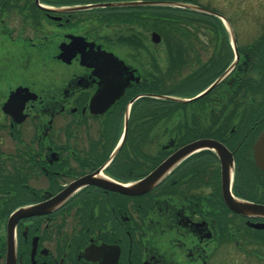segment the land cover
Listing matches in <instances>:
<instances>
[{"label":"flooded vegetation","instance_id":"af4514ba","mask_svg":"<svg viewBox=\"0 0 264 264\" xmlns=\"http://www.w3.org/2000/svg\"><path fill=\"white\" fill-rule=\"evenodd\" d=\"M87 1L0 0V264H264V20Z\"/></svg>","mask_w":264,"mask_h":264},{"label":"rangeland","instance_id":"374dc122","mask_svg":"<svg viewBox=\"0 0 264 264\" xmlns=\"http://www.w3.org/2000/svg\"><path fill=\"white\" fill-rule=\"evenodd\" d=\"M197 1L202 3L206 2V0ZM213 3L216 8L224 10V12L227 14L226 18H233L234 21L237 17L234 15V9H242L247 7L250 9V15L247 16L250 19V23H262L264 20V0H213ZM190 18L191 17H189V19ZM175 94L180 95L177 92Z\"/></svg>","mask_w":264,"mask_h":264},{"label":"trees","instance_id":"16d2710c","mask_svg":"<svg viewBox=\"0 0 264 264\" xmlns=\"http://www.w3.org/2000/svg\"><path fill=\"white\" fill-rule=\"evenodd\" d=\"M87 2H94V1L92 0V1H87ZM154 10H155L154 11L155 29L161 34L163 39H166V37L169 34L168 26H167L168 16H167L166 12H164L163 7L156 6L154 8ZM169 17L170 18H175L172 15H169ZM167 66L168 65L155 63L154 64V70L157 72L158 75H162L161 73H163L166 70ZM147 103H148L147 99H143L142 101L139 102V105H138L137 109L140 111V114H144L145 115V113L147 112V108H146ZM154 103L156 105V107H155V118H160V116L162 115L163 110H162V108H158L157 105H163V104H165L167 102L163 101V100H156L155 99ZM170 103H171V105L175 104L173 102H170Z\"/></svg>","mask_w":264,"mask_h":264},{"label":"water","instance_id":"95a60500","mask_svg":"<svg viewBox=\"0 0 264 264\" xmlns=\"http://www.w3.org/2000/svg\"><path fill=\"white\" fill-rule=\"evenodd\" d=\"M124 4H129V3H123L122 5H124ZM109 6V5H114V4H97V5H91V6H86V7H100V6ZM153 39L154 40H159L160 39V37H159V35L157 34V33H154L153 34ZM177 101H180V100H177ZM263 138H264V134H263ZM157 173H159L160 172V170H158V171H156ZM153 180V179H152ZM154 180H156V178H154ZM251 210H253V208H250ZM261 210V209H260Z\"/></svg>","mask_w":264,"mask_h":264}]
</instances>
